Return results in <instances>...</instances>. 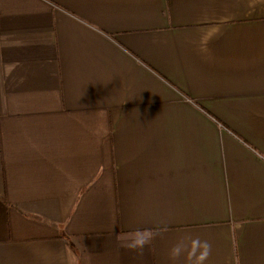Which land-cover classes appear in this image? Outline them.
Returning a JSON list of instances; mask_svg holds the SVG:
<instances>
[{"label":"crops","instance_id":"obj_1","mask_svg":"<svg viewBox=\"0 0 264 264\" xmlns=\"http://www.w3.org/2000/svg\"><path fill=\"white\" fill-rule=\"evenodd\" d=\"M0 264H264V0H0Z\"/></svg>","mask_w":264,"mask_h":264}]
</instances>
